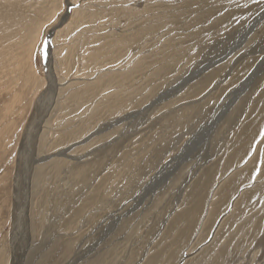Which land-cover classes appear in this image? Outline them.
<instances>
[{
	"label": "bare ground",
	"instance_id": "bare-ground-1",
	"mask_svg": "<svg viewBox=\"0 0 264 264\" xmlns=\"http://www.w3.org/2000/svg\"><path fill=\"white\" fill-rule=\"evenodd\" d=\"M64 1H39L36 12L30 13V9L27 8L29 5L31 7L30 0H0V29L3 27L2 24L4 25L3 22L11 18L14 22L12 26L14 29L17 28L19 33L17 41H14L13 44H10L11 41L9 42L11 47H9L8 55L0 58V93L4 91L8 93V97L4 96L6 99H0V122L5 121L4 128L0 129L4 131H0V133L3 134L8 130V136H11L13 142L10 153L5 155V164L11 165L7 184L9 191V193L7 192L9 200L7 205L13 231L8 243L6 241L0 244V264H24V261L28 264V260H30L29 264H65L66 262L67 264H129L132 260V253L127 255L129 251L125 253L126 248L124 249L123 245H127V240L133 239L134 230H139V228H131L129 235L126 238L123 236L126 240L124 239L120 243L121 245L116 248V253L113 255H110L108 249H105L103 252L98 251L100 254L97 252L95 255L80 257L82 253L78 242L83 233L98 223L96 222L98 216L101 219L103 212L110 209L112 205L114 206L120 199L128 196L131 191V182L140 181L137 179L144 175L145 171L133 172L131 163L127 162L126 152H122L114 158L112 153H115L113 151L116 148H120L119 145H111V149L107 147L109 150L85 163L81 162L74 154L76 152L84 153L98 142L108 139L113 134L111 127L114 124L130 118L126 116L119 118L118 121L115 120L116 122L108 123L110 116L129 108L128 98L131 93L130 88L127 87L135 82L136 85L131 87L140 88L141 77L145 76L144 70L150 71L154 64L157 65L183 54L184 50L179 47L171 49L172 51L159 57L155 54L156 56L145 59L142 55L141 57L138 55L135 59V54H138L136 52L146 51L148 47H152V44L158 43L159 38L164 37L169 31L166 29L168 25L170 27L181 19L188 21L194 13V8L205 9L207 0H170L169 2L166 0H108L113 4L108 3L109 5H105L106 7H103L104 5L101 7L99 4L96 7L93 3H80L77 8L72 7L71 10L69 4L76 5L75 1L77 0ZM161 1L166 2L164 6L159 4ZM231 1L233 2V0ZM231 1L230 3H232ZM66 4L67 11L63 13ZM262 14L263 12L257 17L255 16L251 26L239 37V42L230 52L236 48L241 49L242 46V49H248L251 45L250 41H256L254 38L247 39V36L255 31L263 20ZM54 15H58V17L56 20H51ZM193 15L195 16V13ZM200 16L206 17L207 12L203 10L201 14H198L199 18ZM101 17L113 28H115L114 25L120 24L123 18V22L124 20L131 22H127L131 28L125 30L124 27L127 26L125 22L126 26L121 25V29L102 34L96 38L97 47L90 51H84L83 45L86 41L68 38V35L75 29L84 24H92ZM200 19L202 20V18ZM21 21H23L22 24L28 25L26 30L18 29L17 23ZM30 21H33L31 34ZM147 21H153V23L147 25L145 24ZM135 22L141 26L137 27ZM188 26V23L184 24L185 28ZM4 28L6 27L1 30ZM162 30L164 32L160 35L157 34ZM197 32L198 29L193 31L184 29L176 34L181 33V36L193 37ZM105 34H115V36L104 39ZM48 35H51L50 39ZM155 35H159V38L151 42H142L145 37L154 38ZM37 42L40 43V47L43 46L46 50L48 61V83L46 85L30 64V54L36 48ZM257 46L258 44L250 53L243 54L242 59L248 58L251 54L254 59L244 65L245 68L239 78L236 79L233 74V77H229L225 73L226 82L217 91V94L222 95L226 92V95L218 106L219 113L216 116L211 115L210 122L207 124V134L208 136L210 134V137L208 143L206 142L207 138L205 139L206 146L214 150L222 141L225 146L229 142L232 143L230 145L232 149L224 155L223 159L218 158L216 162L212 161L213 164L212 162L208 164L200 176L197 175L198 180L203 181L206 184L203 187L207 189L204 188L202 195L196 199L191 197L190 200L192 199L193 202L186 204L184 202L183 207L177 206L178 208L171 213L168 225L164 227L166 230L164 233L167 234L175 231L174 225L181 222L184 224L181 225L183 228H177L178 230L174 234L178 249H181L184 244H189L192 239L195 241H193V245L203 244L201 249H197L190 259H186L184 264H239L242 261L247 264H264V260L257 261L260 250L257 244L258 234L264 229V151H261L264 148H260V142L264 141V135H261L264 128V57L259 59L260 54L256 55L259 53L256 51ZM6 57L7 59H5ZM119 62H121V66L114 69ZM124 64L129 65L123 68ZM224 65L207 69V72L197 81L185 88L184 93L163 103L159 109L156 105L150 108L151 103L144 110L158 112L160 109L173 106L179 100L197 97L210 87L219 72L223 70ZM153 69L160 68H152L145 77L155 76L156 72ZM107 70L110 71L109 74L106 73ZM96 72L100 76L91 79V75ZM158 73L162 74L159 70ZM71 75L74 77L70 79ZM88 75L89 77H87ZM227 77L229 78L227 79ZM137 82L139 83L137 84ZM31 88L33 91L31 100L34 103L41 101L44 94L49 95L47 89L52 88L48 100H42L45 112L50 113L48 119L43 118L48 113L41 116V108L44 106L36 109V116H32L33 108L30 113V107L27 106L30 97L26 104L27 96L23 94L24 92L30 93L26 89L30 90ZM138 92H140L139 89L135 93ZM108 95L114 99L107 100ZM211 96L213 99L215 95ZM168 97H173V95L170 94ZM140 98L142 97L140 96ZM142 100L144 101V99ZM45 102L47 103L45 104ZM56 110L58 113L55 116L53 111ZM144 110L134 116L137 117L145 112ZM187 113L190 111L173 114V111L170 110L165 113L163 120L159 119L158 121L169 127L166 120L170 119L169 122L175 125L173 128H176L181 123L178 119L182 120L181 117L184 118ZM38 115H40L39 118H43L42 122L48 123L47 125L53 124L51 118H55L58 123L60 122L61 128L55 130L49 126L40 127V122L35 121ZM242 115L243 119L240 118ZM216 125H218L217 128H215ZM96 127L97 130H93ZM169 129L172 128L169 127ZM123 132L125 134L127 130ZM226 133H232L231 137L226 136ZM191 141L195 142L193 139ZM112 143L108 142L107 144ZM104 145L100 148H103ZM89 154L91 151L85 156ZM141 156L144 157L142 154ZM174 159L172 157L169 160L173 161ZM146 164L147 167L151 165L148 162ZM7 172L8 170H3L6 177H8ZM178 172L180 180L187 176L185 175L186 171L178 170ZM129 173L135 179H132ZM184 181L187 180L184 179ZM120 183L122 187H119ZM190 186V191L186 190L185 195L182 194L183 196H187L188 193L196 194L193 184ZM112 193L113 195H111ZM109 197L112 199L110 200ZM260 203L258 210H255L256 213L259 212V215L255 217V212L252 213L253 208ZM126 220V216L121 218L117 232L123 229ZM104 221L105 219L101 222ZM30 229L35 231L39 238L43 239L44 233H49V237L44 242L40 241L29 246L30 248H27L24 243V247L25 234L23 230ZM137 233L139 232L137 231ZM172 241L173 238L171 243ZM160 247L155 251H149L150 253L145 256L142 264H152L160 257L167 259L170 263L169 257L175 249L166 253V246ZM192 247L193 250L195 246ZM130 248L128 247V249ZM191 249H188L189 253ZM188 251L185 254H188ZM9 254L12 256L10 257ZM23 254L26 255V260L23 259ZM182 256L184 255L182 254ZM173 257L172 264H175V260L181 256L176 254ZM133 262L136 261L133 260Z\"/></svg>",
	"mask_w": 264,
	"mask_h": 264
},
{
	"label": "rangeland",
	"instance_id": "rangeland-1",
	"mask_svg": "<svg viewBox=\"0 0 264 264\" xmlns=\"http://www.w3.org/2000/svg\"><path fill=\"white\" fill-rule=\"evenodd\" d=\"M39 1L47 2V0H30L31 7L30 5L27 6V8L30 9L29 10L30 13L33 11L36 12V7L38 6L37 3ZM169 1L170 0H166V2H169ZM230 1L231 0H228V1L227 0H207L205 9L204 8H201V9L194 8L195 16L193 15L194 14L193 13L189 17L190 19L188 21L181 19L175 22L174 24H172L173 27L172 26L169 27L168 25L166 29H168L169 31L166 34L164 33L165 34L164 37L159 38V35L162 32H164L163 30L165 28L161 32L159 31L157 33L159 35L158 36L155 35L154 38L153 37L149 38V36L145 37L142 42L144 41L151 42L152 40L154 41L156 38L157 39L159 38L158 43L155 42L157 46L154 43L152 44V47L150 46V48L148 47V49L145 48L147 49L146 51L143 49L145 52L144 51L136 52L138 54L137 55L135 54V59L136 57H138V55H140V57L142 55L143 59L148 58V57H153L156 55H158L159 57L161 55L169 53L170 51H172L171 49H175L179 47H181L182 50H184V53L177 55L178 57L175 56L172 59L167 57V59H170V60H166L164 62L158 63L157 65L154 64L153 66H151L150 71L152 68H157V67L160 68V69H155V70L153 69L154 72H156L155 76L149 75L148 77H145L146 75L150 73V71L144 70L145 76L141 77L142 82L140 83L142 84H140V88H138L137 86L133 88L131 87V86L136 85L135 82L132 83L130 87H127V88H130V93H131L130 97L128 98L129 108L123 112L116 113L115 115L110 116L108 123L116 122L120 120L121 118H125L126 116L130 118L122 122H117V124H114L115 126L113 125L111 127V132H113V134L108 139H104L98 142L97 144H95L94 147H92L91 149H88L84 153L76 152L74 154V156L78 157L81 162L85 163L89 161L90 159H93V157H96L104 153L105 151L111 149L112 146L119 145L121 150L120 148H116L113 151L115 153H112V156H114L115 158L118 155H120L122 152H126L127 157H128L127 162L131 163L133 167L132 169L133 172L137 170L139 172L141 170L145 171L144 175H142L139 179H137L140 181L131 182V188H130L131 191L128 193V196H126L124 199H120L119 201H117V203L114 206L112 205L110 209L108 208L105 212H103V214L105 215L102 214L101 219L98 216L96 218V222L98 223L95 222L96 223V225H94L95 227L94 226L90 227L88 231L82 234V236L80 237V241L78 242L81 253H82L80 257H83L84 255H95V253H97L98 251L101 250L100 252H103L105 249H108V253L110 255H113L114 253H116L115 251L116 248H119V246L121 245L120 243L124 241L126 236L129 235L130 229L131 228L133 229L134 227L139 228V230L138 229L134 230L135 232H134L133 239L131 238L130 240H127L126 241L127 245L125 246L123 245V248L124 249L126 248L125 253L129 251L127 255H129L130 252L132 253V260L129 262V264L144 263L143 261L145 259V256L148 253L155 251L157 248L159 249V247L163 245L166 246V249H167V251L165 250L166 253L169 250L175 249L172 251V255L169 257L170 263L167 261V259L165 260L160 257V258H157L152 264H155V263L156 264H172V261L174 259L173 256H176V254L178 256L180 255L181 257L175 260L176 261L175 264H184L187 261L186 259H190V257L195 253L197 249H201L202 247L201 245L203 244L193 245V243L195 242L194 239L190 240L189 244L188 243L184 244L186 245L185 247L184 245L181 246V249L183 251H180L181 249L177 248L178 247V245H176L177 239L174 238V234H175V231L183 228L182 226L184 224L182 222H181L182 224L179 223L177 225H174L175 231L173 230L172 231L173 233L172 232H169L167 234L164 233L166 231L164 230V227L168 225V220L170 219L172 215L171 213H173V211L176 210V208H178L177 206L183 207L184 202L185 204L193 202L191 201L192 199L190 200L191 197L192 198L195 197L194 199H196L197 197L202 195L201 193H203L204 188H205L203 187V185H206L203 181L198 180V176H200V173L202 172V170H204V168H206L207 165L210 164L212 161L214 162L215 160L216 162L218 158L223 159L224 155H226V153L232 149L230 147L232 143L230 144L229 142V144L225 146L224 143H222V141L220 143L221 145L219 144L217 147L214 148V150H211L209 147L206 146L209 141V137H210V134L209 136L207 134L208 133L207 124L208 122H210L209 117L213 114L216 116L219 113L220 108L218 106L226 95V92L222 94L223 96L217 94L218 93L217 91L226 82L224 75L228 74L229 77L230 76L233 77L234 75L236 79L239 78L242 74L243 68H245L244 65L246 63L252 62L254 59L253 54L249 55L248 58L246 57V59L245 58L242 59L243 54L245 52L250 53L251 50H253L256 47V44H258L257 46L258 48L256 49V51L259 52V53H256V55L260 54L259 59L264 57V41H263L264 40V1L263 0H236V1L233 0L234 3L232 1H231L232 3H230ZM75 2H77V4L75 5V8H77L80 3L87 4V2H89V3H93L96 7L99 4L101 5V7L103 5H104L103 7H106L105 5L110 3L108 0H77ZM166 2L161 1L159 4L164 6ZM112 4L113 3H110V5ZM254 5L257 7H255ZM69 7L71 10L72 7L74 8V5L69 4ZM203 10L207 12V16L206 17L200 16V18H202L201 20L198 17V14H201ZM65 11H67V4L64 8L63 13ZM262 12H263L262 14L263 20H261V22L258 24L255 31L251 32L250 35H248L249 37L247 36V39L254 38L256 41H253V40L250 41L251 45L248 49L246 48L242 49L243 47L242 46L241 49L236 48L235 50L230 52V50H232L233 47L239 42V37L243 33H245V31H247L249 26H251V22L254 20V18L260 15V13ZM57 17L58 15H54L51 18V20H56ZM120 19L118 20L120 21ZM197 20H201V21H197ZM22 22L23 21H21L20 23H17L18 29L23 28L22 30H26L28 25L26 23L22 24ZM67 22H69V20ZM122 22H123V18H122V21H120V24L114 25L115 28H113V26L106 23V21H104V18L101 17V18H98L92 24H84L80 26L78 29H75L74 32L71 33L72 35L71 34L68 35V38L74 39L77 41L79 40L86 41L83 45L84 51H87V50L90 51L91 49H95L97 47L96 38L101 36L102 34L108 31H112V30L117 31L119 30L118 28L121 29V25L123 24H124L123 27L126 26V24H127L126 27L127 28L129 27V29H126V27H124L125 30H130L131 27L128 26V24L131 22L126 21V20H124L123 23ZM3 23L4 25L5 24L7 25L4 26L2 24L3 27H6L4 28L5 31L4 29L1 30L3 27L0 29L1 31L0 32V38H1L0 39V58L1 59L2 57H5L6 55H8L9 47H11L9 45V42L11 41L10 44L11 43L13 44L14 41H17L18 36H19L17 28L14 29V26H12L14 25L13 24L14 22L11 18L6 19ZM149 23H153V21H147L145 24L149 25ZM186 23L189 24L187 28L184 27V24ZM135 24L137 27L141 26V24H138V22L137 23L135 22ZM32 26H33V21H30V34L32 31ZM258 27L260 30L258 29ZM184 29H187V31H190V30L193 31V30L198 29V32L193 37L192 36L190 37L181 36V33H177L178 35L176 34V32L184 30ZM114 36L115 34H105L103 38L110 39ZM50 37L51 35L49 36V39ZM59 44L60 43L58 42V45ZM39 45L40 43L37 42L35 45L36 48H34L31 51V54H30L31 63L30 64L32 65V69L33 70L35 69L34 71L42 78V80L45 82V85H46L48 83L47 81V74H48L47 55H46L45 48H43V46L40 47ZM90 45H93V46L90 47ZM149 49L151 52L149 51ZM105 51L107 52V50ZM79 52L77 53L79 54ZM158 52H161V53H158ZM77 57L79 58V55H77ZM5 59H7V57ZM169 62L171 64H168ZM221 64H225L227 66L225 67L224 65L223 70L219 72L218 76L211 83L210 87H208L205 91H203L197 97L188 98L187 100L186 99L179 100L178 102L173 104V106L164 108L162 110L160 109L158 112H151L152 110H147V111L144 110L145 108L150 106L151 103L152 105L150 108L156 105L158 107L157 109H159L160 106L163 105V103L168 102L169 100H172L176 95H181L182 93H184V91L186 90L185 88H187L188 85H190L191 83H194V81H197L199 77H201L205 72H207V69L210 70L212 68L220 67ZM128 65L129 64H124L122 67L125 68ZM209 65L211 66L207 68V66ZM120 66H121V62L117 63L114 69ZM234 69H237V70H234ZM158 70L160 71V73L162 74L165 73V74L164 75L159 74ZM106 73L109 74L110 71L107 70ZM96 74L91 75L90 78L94 79L95 77L100 76V74H97V75ZM72 77L74 76L71 75L70 79ZM87 77H89V75ZM229 77H227V79ZM63 82H59V83H63ZM138 83L139 82H137V84ZM51 89L52 88H49L47 90L51 93L52 91ZM137 89H139L140 92L135 93ZM26 90L30 91V93L24 92L23 95L27 96V98H25V100H27L25 103L27 104V102L29 101L28 97H30V102L27 104V106L30 107V113H32L31 109L32 108L34 109L32 113V116H34L36 109L44 106L43 101L49 98L50 93L48 92L49 95H46L47 93L44 94L46 98L42 96L41 101H39L40 103L39 102L34 103L31 100V96L33 94L32 88L30 90L29 89H26ZM170 94L173 95V97H168V95ZM211 95L213 96L215 95L213 99L211 98L212 97ZM4 96L8 97V93L5 91L0 93V99L1 98L6 99ZM140 96L142 98H140ZM110 98H111L110 95H108L106 99L108 100ZM111 99H114V98L112 97ZM142 99H144V101ZM46 103L47 102H45V104ZM44 109H45V106L41 108V116L42 114L46 115L48 113L46 116L44 115L45 117H43L46 120L48 119L50 113L49 112L46 113ZM42 110H44L45 113L42 112ZM142 110H144L145 112L141 113L140 115H137V117L134 116V114H137L138 112H142ZM170 110L173 111V114L177 112H184V111H190V113H187L184 118L181 117L182 120L178 119V121L181 123L178 124L176 128H173L175 125L169 122L170 119L166 120L167 125L172 128V129H169V127L165 126V123L159 122L158 120L159 119L161 120L165 116V113L170 112ZM57 113H58V110L53 111V114L55 116ZM120 115L121 116L123 115V116L121 117ZM39 117L40 115H38V117L35 118V121L38 120L40 122V127L45 128V126H49L50 128H55V130H58L61 128V126H59L60 122L58 123L55 120V118H51L53 119L52 121L53 124L47 125L48 123L46 124L45 121L42 122L43 118L41 119ZM240 118L243 119V115ZM4 124H5V121L0 122V129L4 128ZM125 126L126 128H124ZM217 126L218 125H216L215 128H217ZM93 130H97V127L94 128ZM124 130L125 131L127 130L125 134L123 132ZM0 131H4V130H0ZM263 131H264V128H263ZM122 132L125 136L122 134ZM228 132H232V131H228ZM230 134L232 135V133H228V134L226 133V136L230 138L231 137ZM8 135H9L8 130H6L3 134L0 133V244H3V242H6V241L8 243L10 236L12 234V231H13L12 220L9 216L10 214L9 209H8L9 207L7 205V203H9V200L7 198V192L9 193V191L7 190L8 189L7 184L10 178L9 172L11 170V165L5 164L6 163L5 155H8L10 153L9 151H11V148L13 145L11 136H8ZM192 139L195 140V142L191 141ZM205 139L207 143L205 142ZM108 142L112 144H107ZM104 144L105 145L107 144V145L105 146ZM102 145H104V147L100 148V146ZM260 145H261L260 148H264V141L263 142L261 141ZM89 151H91V154L85 156L86 153H88ZM261 151H264V150L261 149ZM140 153L144 155V157L141 156ZM172 157H174L175 159L173 161L169 160ZM133 158L134 160H132ZM147 162L148 164H151L148 167L146 164ZM4 169L8 170L7 172L8 177L4 176V173H3ZM190 169L191 171H189ZM178 170L182 172L183 171L187 172L185 174L187 176L184 177L183 180L179 179ZM132 174L129 173L130 176ZM218 175L219 173L217 174V176ZM131 178L135 179L132 176ZM184 179L187 181H184ZM190 184H193L195 188V193L197 194V196H194L196 194L191 195L190 193H188L187 196H183L185 195L184 193L186 190L187 192L190 191L191 189ZM119 187H122V184ZM111 195H113V193ZM112 198L109 197L110 200ZM258 205H256L257 207L255 206L253 208L252 213H254L255 210L256 211L258 210L261 203ZM258 213L255 212L254 216L258 217L259 215ZM121 216L122 217L126 216L127 220L123 224V229L117 232V227L119 226V223H121V218H122ZM104 219L105 221L101 222ZM92 228L93 229L95 228V229L93 230ZM262 230L263 231H261V233L258 234L259 238L257 240L258 249H260L258 252V257H257L258 262H262L264 260V229ZM23 231L25 234V239L23 241V244L26 243L27 248H30L32 245H34L37 242H40V241L44 242L49 237V233H44V235H42L43 236V239H42V237L41 238L37 237L35 231H32L31 229L27 231L26 230H23ZM137 231L139 233H137ZM90 232H92L93 234ZM87 237L90 239H88ZM172 238H173V241L171 243ZM4 239L5 241L1 242V240H4ZM118 239L119 241H116ZM144 239H145V242H144ZM233 243H235V240H233ZM114 244L116 245L114 246ZM192 246L193 247L195 246V248H193ZM24 247H25V244H24ZM128 247L129 248L131 247V248L128 249ZM191 247L193 248V250L191 249ZM189 248L191 249L190 253L188 251ZM187 251H188V254H185L187 253ZM100 252L98 253L100 254ZM24 254H23L24 256L23 259L26 260V255ZM182 254L184 256H182ZM9 255L10 257L12 256V254H9ZM133 260H135L136 262L138 261V263L133 262ZM27 263L29 264L30 260H28ZM24 264H26L25 261H24ZM65 264H67V262ZM235 264H238V263H235ZM239 264H247V263L245 261H242Z\"/></svg>",
	"mask_w": 264,
	"mask_h": 264
},
{
	"label": "snow or ice",
	"instance_id": "snow-or-ice-1",
	"mask_svg": "<svg viewBox=\"0 0 264 264\" xmlns=\"http://www.w3.org/2000/svg\"><path fill=\"white\" fill-rule=\"evenodd\" d=\"M74 7H75V5H74ZM261 135H264V131L261 132Z\"/></svg>",
	"mask_w": 264,
	"mask_h": 264
}]
</instances>
